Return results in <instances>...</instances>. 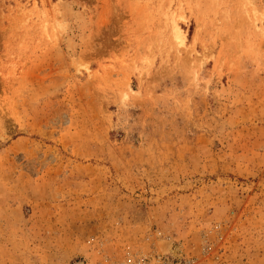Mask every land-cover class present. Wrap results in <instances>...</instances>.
I'll return each mask as SVG.
<instances>
[{
    "label": "rangeland",
    "instance_id": "374dc122",
    "mask_svg": "<svg viewBox=\"0 0 264 264\" xmlns=\"http://www.w3.org/2000/svg\"><path fill=\"white\" fill-rule=\"evenodd\" d=\"M154 256L264 264V0H0V264Z\"/></svg>",
    "mask_w": 264,
    "mask_h": 264
},
{
    "label": "built area",
    "instance_id": "2783aa9c",
    "mask_svg": "<svg viewBox=\"0 0 264 264\" xmlns=\"http://www.w3.org/2000/svg\"><path fill=\"white\" fill-rule=\"evenodd\" d=\"M190 262L180 260L177 258H170L168 256H154L148 263L139 262L137 264H189Z\"/></svg>",
    "mask_w": 264,
    "mask_h": 264
},
{
    "label": "bare ground",
    "instance_id": "6f19581e",
    "mask_svg": "<svg viewBox=\"0 0 264 264\" xmlns=\"http://www.w3.org/2000/svg\"><path fill=\"white\" fill-rule=\"evenodd\" d=\"M174 29H175V31H176L177 33L179 32V29L177 28V26L174 27ZM177 36H179V35H177Z\"/></svg>",
    "mask_w": 264,
    "mask_h": 264
}]
</instances>
